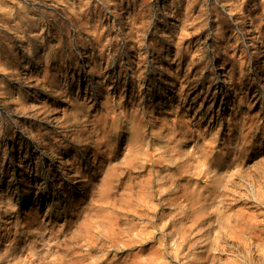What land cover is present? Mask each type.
Here are the masks:
<instances>
[{
    "label": "rangeland",
    "instance_id": "obj_1",
    "mask_svg": "<svg viewBox=\"0 0 264 264\" xmlns=\"http://www.w3.org/2000/svg\"><path fill=\"white\" fill-rule=\"evenodd\" d=\"M0 264H264V0H0Z\"/></svg>",
    "mask_w": 264,
    "mask_h": 264
}]
</instances>
